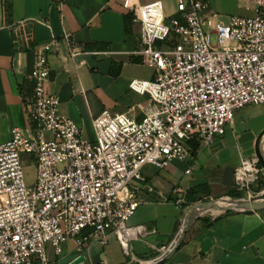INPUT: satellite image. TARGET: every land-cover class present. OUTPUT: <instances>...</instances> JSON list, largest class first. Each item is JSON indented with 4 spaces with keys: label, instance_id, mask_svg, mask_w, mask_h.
<instances>
[{
    "label": "built area",
    "instance_id": "obj_1",
    "mask_svg": "<svg viewBox=\"0 0 264 264\" xmlns=\"http://www.w3.org/2000/svg\"><path fill=\"white\" fill-rule=\"evenodd\" d=\"M210 3L177 0L167 13L162 0H123L140 41L133 54L154 74L129 84L147 96L137 105L140 114L104 110L92 119V140L50 89V56L64 45L76 60L86 49L70 33L34 47L25 75L32 83L24 97L28 126L0 144V264H50L48 243L60 254L69 240L84 247L112 234L131 255L133 240L149 232L145 224H128L141 203L133 189L143 168L192 159L191 142H213L236 111L264 104V0H257L254 16L233 14L227 21L205 16ZM29 24L22 20L15 28L28 42ZM24 156L36 167L33 184ZM234 179L252 196L264 174L253 156L244 157Z\"/></svg>",
    "mask_w": 264,
    "mask_h": 264
},
{
    "label": "crops",
    "instance_id": "obj_2",
    "mask_svg": "<svg viewBox=\"0 0 264 264\" xmlns=\"http://www.w3.org/2000/svg\"><path fill=\"white\" fill-rule=\"evenodd\" d=\"M250 1L257 4V0ZM122 2L0 0V144L10 140L16 128L28 126L24 97L32 92V83L25 75L33 66L34 47L66 33L86 53L74 60L64 45L59 53H53L50 89L61 96L62 111L82 128L83 120L92 123L99 115L87 97L85 71L99 72L102 68L111 74L116 63L122 65L120 76L126 66L140 62L133 54L140 47L137 26L133 24L132 33H127L128 11ZM22 20L30 22V42L21 28L15 30ZM130 82L128 89L127 83L124 88L126 93L132 92L128 103L117 113L139 115L137 105L146 102L147 96L132 90ZM244 109L237 112L226 133L213 142H191L195 154L192 159H176L164 168H143V179L133 189L141 203L128 224H145L149 232L133 240L131 255L112 234L106 243L91 239L84 247H78L75 240L67 241L60 255L50 251V264H61L71 255H85L87 264H141L163 254L182 226L187 205L227 196L235 188V168L242 158L255 154L257 137L264 130V110L256 115ZM209 219L212 223L207 225ZM162 264H264V210L232 211L196 220L178 249Z\"/></svg>",
    "mask_w": 264,
    "mask_h": 264
},
{
    "label": "rangeland",
    "instance_id": "obj_3",
    "mask_svg": "<svg viewBox=\"0 0 264 264\" xmlns=\"http://www.w3.org/2000/svg\"><path fill=\"white\" fill-rule=\"evenodd\" d=\"M164 4H165L166 12L172 13L176 9L177 1L170 0L165 2ZM247 6H250V8H248ZM256 7H258V5L255 2H251L250 0H211L210 7L208 11L205 13V16L213 17L216 21H227L228 17L233 14H238L242 16H254L256 14V10H255ZM213 40H215L214 37ZM153 74H154V69L142 62H138L126 66L124 72L121 73V75L118 77H114L111 74L104 72L102 68H100L99 72H91L86 70L85 76H86L87 97L92 103L94 110L96 111L99 110L100 113H102L104 110H107L111 114H116L117 110H119L123 105L128 103L126 101L129 98L128 94L132 93L131 90L128 93L125 92L128 89V83L133 78L149 79L152 77ZM125 86L127 89H125L124 91ZM263 110H264V104L248 105L244 109V111L256 115ZM238 111H236L235 115L237 114ZM82 123L84 125V128H82L80 125L79 126L83 130V136L89 140H92L94 135H93L91 121L85 119L82 121ZM24 162H25L24 171H25L26 180L29 184H33L35 180L36 167L32 162L31 157L29 156H24ZM255 187L256 186H254L253 189H255ZM235 188L237 187L235 186ZM240 191L243 192L244 194H247V191L244 188L240 189ZM258 194L259 193H254L252 194V196H247V197L252 198L257 196ZM198 202H202V201H198ZM208 217H211V215L205 214L199 217L197 220L206 219ZM65 244H63V247ZM52 250L54 251L52 245L50 243L46 244V253L49 263H50L49 255L52 253L50 252ZM60 254H56V255H60Z\"/></svg>",
    "mask_w": 264,
    "mask_h": 264
},
{
    "label": "water",
    "instance_id": "obj_4",
    "mask_svg": "<svg viewBox=\"0 0 264 264\" xmlns=\"http://www.w3.org/2000/svg\"><path fill=\"white\" fill-rule=\"evenodd\" d=\"M263 139H264V130L257 137L256 144H255V154L253 155V157L257 161L258 165L262 168L263 174H264V160H263L261 153H260V144H261ZM252 198H254V197H252ZM246 199H249V198L248 197L233 198V197L227 195V196L218 197L216 199H212L210 201H203V202H199V203L189 205L188 207L185 208L182 226H181L178 234L176 235L175 239L173 240V242L169 246V248L163 254L156 257L155 259L148 261V262L141 263V264H162L166 260H168L173 255V253L178 249V247L180 246V244L184 240L187 231L194 224V222L199 217H201L205 214H209L211 216L216 217V216H219V215L226 213V212H229V211L257 212V211L264 210V203L260 204V203H256V202H245L244 200H246ZM195 206H200V207L208 208V209L209 208H215L214 210H216V211L210 212V213H206V212L202 211L201 213L195 215L193 218H191V219H189V221H187L189 210ZM185 220L187 221L186 225L184 224ZM61 264H87L86 263V256L85 255H80V256H78V255L72 256L71 255V256L63 258L61 260Z\"/></svg>",
    "mask_w": 264,
    "mask_h": 264
},
{
    "label": "trees",
    "instance_id": "obj_5",
    "mask_svg": "<svg viewBox=\"0 0 264 264\" xmlns=\"http://www.w3.org/2000/svg\"><path fill=\"white\" fill-rule=\"evenodd\" d=\"M125 24H126L127 33L131 34L132 29H133V21H132V16L130 14L126 15ZM121 66H122L121 64H119V66H117L116 63H113V65L111 67V74L114 76H118L120 74ZM115 67H117V68H115ZM263 189H264V180L262 179L261 182L259 183V185L255 187L254 191H255V193H259ZM228 195L233 197V198H243V197L247 196V194H244L243 192H241L239 188H234L233 190H231L229 192ZM229 212H232V211H229ZM208 221L209 222L207 223V225H210L212 223V221H210V219Z\"/></svg>",
    "mask_w": 264,
    "mask_h": 264
},
{
    "label": "bare ground",
    "instance_id": "obj_6",
    "mask_svg": "<svg viewBox=\"0 0 264 264\" xmlns=\"http://www.w3.org/2000/svg\"><path fill=\"white\" fill-rule=\"evenodd\" d=\"M260 153H261V156L264 160V139L262 140L261 144H260ZM245 202H256V203H260V204H263L264 203V190L262 192H260L257 196H255L254 198H249V199H246L244 200ZM215 208H203V207H200V206H195V207H192L190 210H189V213H188V219L187 221H189V219L193 218L195 215L201 213L202 211L206 212V213H210V212H215L216 210H214ZM187 221L185 220V225L187 224Z\"/></svg>",
    "mask_w": 264,
    "mask_h": 264
}]
</instances>
